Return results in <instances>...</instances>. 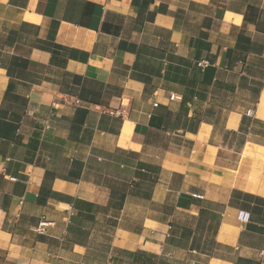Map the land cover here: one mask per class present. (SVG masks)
<instances>
[{
  "label": "crops",
  "instance_id": "0c3cea01",
  "mask_svg": "<svg viewBox=\"0 0 264 264\" xmlns=\"http://www.w3.org/2000/svg\"><path fill=\"white\" fill-rule=\"evenodd\" d=\"M263 93L264 0H0V264H264Z\"/></svg>",
  "mask_w": 264,
  "mask_h": 264
},
{
  "label": "built area",
  "instance_id": "2783aa9c",
  "mask_svg": "<svg viewBox=\"0 0 264 264\" xmlns=\"http://www.w3.org/2000/svg\"><path fill=\"white\" fill-rule=\"evenodd\" d=\"M205 64H206V62H200L199 63V65H202V66L205 65ZM171 98L173 99V98H177V97H175L174 95H171ZM11 180H15V178H11ZM236 217H237L238 221L240 223H242V224L248 223L250 221V213H249V211H246V210H242V209L241 210H238ZM43 224L41 223L39 225V227L37 228V231L39 233H42L43 232V229H42ZM262 253H263V251L260 252V255Z\"/></svg>",
  "mask_w": 264,
  "mask_h": 264
},
{
  "label": "bare ground",
  "instance_id": "6f19581e",
  "mask_svg": "<svg viewBox=\"0 0 264 264\" xmlns=\"http://www.w3.org/2000/svg\"><path fill=\"white\" fill-rule=\"evenodd\" d=\"M261 100L264 102V93L262 94V98H261Z\"/></svg>",
  "mask_w": 264,
  "mask_h": 264
}]
</instances>
